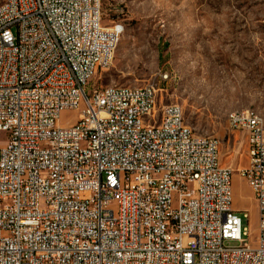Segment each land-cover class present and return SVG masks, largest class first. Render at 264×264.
<instances>
[{
	"label": "built area",
	"instance_id": "obj_1",
	"mask_svg": "<svg viewBox=\"0 0 264 264\" xmlns=\"http://www.w3.org/2000/svg\"><path fill=\"white\" fill-rule=\"evenodd\" d=\"M121 29L101 0L0 2V264H264L263 119L228 120L252 247L215 137L153 85L88 87ZM64 110H79L68 125Z\"/></svg>",
	"mask_w": 264,
	"mask_h": 264
},
{
	"label": "rangeland",
	"instance_id": "obj_2",
	"mask_svg": "<svg viewBox=\"0 0 264 264\" xmlns=\"http://www.w3.org/2000/svg\"><path fill=\"white\" fill-rule=\"evenodd\" d=\"M101 11L104 25L124 29L88 87L153 85L162 103L181 106L196 135L215 137L254 247L256 203L237 172L247 165L245 133L231 130L228 116L248 112L264 122V0H101ZM78 112L61 111L60 124Z\"/></svg>",
	"mask_w": 264,
	"mask_h": 264
},
{
	"label": "bare ground",
	"instance_id": "obj_3",
	"mask_svg": "<svg viewBox=\"0 0 264 264\" xmlns=\"http://www.w3.org/2000/svg\"><path fill=\"white\" fill-rule=\"evenodd\" d=\"M247 114V116H250V118H259L257 115H252V114H250V113H246ZM236 115V113H232V114H230L229 116H228V120H233L234 119V116Z\"/></svg>",
	"mask_w": 264,
	"mask_h": 264
}]
</instances>
